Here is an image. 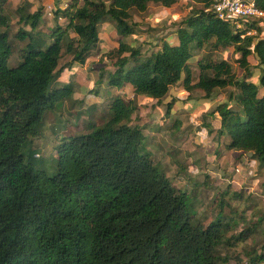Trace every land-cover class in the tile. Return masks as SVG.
Listing matches in <instances>:
<instances>
[{"label":"trees","instance_id":"16d2710c","mask_svg":"<svg viewBox=\"0 0 264 264\" xmlns=\"http://www.w3.org/2000/svg\"><path fill=\"white\" fill-rule=\"evenodd\" d=\"M201 1L202 9L181 20L175 42L164 40L157 50L141 54L123 40L135 25L130 11H144L149 3L169 7L176 0H70L66 8L56 9L67 17L66 25H56L45 46L42 39H30L21 48V59L10 66L12 23L0 0V264H219L226 259L216 251L225 225L220 219L206 226L193 222L186 194L175 190L143 150L142 129L130 124L131 99L112 95L102 123L65 137L57 145L51 174L35 166L31 146L45 114L72 93L68 83L54 85L65 67L59 65L62 53L83 63L99 40V23L109 20L120 37L109 86L127 85L157 101L183 73L184 89H200L204 98L235 87L236 93H227L234 104L218 103L211 111L219 117L216 133L227 136L226 148L249 152L263 163V19L241 18L237 27L205 10L211 0ZM257 5L264 11V0ZM41 11L16 8L18 21L31 29ZM249 28L255 33L246 34ZM14 35L32 37L22 28ZM206 44L239 53L242 76L225 59L199 60L193 83L188 61L194 49ZM250 54L257 59V81L249 79ZM259 263L264 264V249L235 264Z\"/></svg>","mask_w":264,"mask_h":264},{"label":"rangeland","instance_id":"374dc122","mask_svg":"<svg viewBox=\"0 0 264 264\" xmlns=\"http://www.w3.org/2000/svg\"><path fill=\"white\" fill-rule=\"evenodd\" d=\"M69 1L5 0L4 11L12 23L10 37L14 47L9 57L10 66L21 59V48L30 39H42L45 46L51 41L55 26L66 25L67 17L56 9L66 8ZM203 4L201 0H176L169 7L149 3L144 11L132 9L133 33L123 40L137 46L141 54L157 50L164 40L173 43L181 20L202 9ZM18 6L26 13L41 8V18L34 29L18 21ZM261 26L264 28V20ZM21 28L32 37L16 38L14 33ZM98 36V42L83 63L72 62L71 55L62 53L59 65L65 67L54 85L68 83L72 93L45 114L39 135L31 140L38 159L35 166L51 174L55 169L57 145L67 136L87 132L102 123L108 116L111 96L120 94L135 104L130 124L141 127L145 136L143 150L151 155L175 190L186 194L193 222L206 226L220 219L225 225L223 241L216 251L226 259L219 264H235L237 258L245 262L247 253L264 249V162H259L249 152L226 148L227 136L216 133L220 125L211 113L218 103L229 102L228 91L236 93L238 90L228 86L218 89L216 97L204 98L200 89H184V73L159 101L135 94L127 85L116 89L108 85V73L115 69L120 37L109 20L99 23ZM238 57L239 53L232 47L212 49L206 44L194 49L188 61L192 82L199 76V60L225 59L241 77L243 70L236 61ZM248 60L252 73L249 79L257 81V59L250 54ZM205 73L210 74L208 70Z\"/></svg>","mask_w":264,"mask_h":264},{"label":"built area","instance_id":"2783aa9c","mask_svg":"<svg viewBox=\"0 0 264 264\" xmlns=\"http://www.w3.org/2000/svg\"><path fill=\"white\" fill-rule=\"evenodd\" d=\"M81 1V0H77ZM217 17L230 20L237 27L241 26L239 19L259 21L264 20V11L258 7L257 0H211L208 8ZM255 30L249 28L246 34H254Z\"/></svg>","mask_w":264,"mask_h":264},{"label":"crops","instance_id":"0c3cea01","mask_svg":"<svg viewBox=\"0 0 264 264\" xmlns=\"http://www.w3.org/2000/svg\"><path fill=\"white\" fill-rule=\"evenodd\" d=\"M162 6V5H161ZM18 7H20V6H18ZM17 7V8H18ZM189 106H190V104H189ZM216 118H217V121H218V125H220V122H219V117H218V115H217V113L216 112H214V114H213ZM227 142V139H226V141H225V143ZM224 143V144H225Z\"/></svg>","mask_w":264,"mask_h":264}]
</instances>
